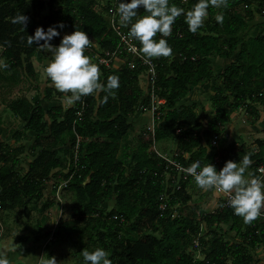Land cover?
Listing matches in <instances>:
<instances>
[{"label":"trees","instance_id":"16d2710c","mask_svg":"<svg viewBox=\"0 0 264 264\" xmlns=\"http://www.w3.org/2000/svg\"><path fill=\"white\" fill-rule=\"evenodd\" d=\"M196 2L170 0L186 11ZM26 3L27 0H0V56L9 65L0 72L2 89L18 85L22 72L32 74L31 58H40L38 45L27 44V36L31 35L27 28L12 23L18 13L29 16ZM55 3L64 8L63 14L59 20L48 15L49 26L62 21L65 28L58 29L61 35L53 39L54 45H59L63 35L80 30L94 42L92 49H85L91 62L98 64L96 56L100 52L116 50L119 40L108 24V6L97 9L99 0H48L47 4L52 8ZM138 12L146 14L143 8ZM218 12H223L222 24L215 19ZM208 13L207 22L195 33L189 31L182 14L172 25L170 36L157 33L153 37L166 39L173 49L168 57L151 58L156 69L155 95L164 103L159 106L161 115L154 124L153 135L148 128L140 132L130 153L121 146L134 131L129 119L140 108L148 109L150 102L148 92L139 82L143 68L130 70L128 65L134 60L130 56L122 55L123 63L118 68L98 64L100 79L105 84L111 75L120 78L119 88L113 90L114 95L109 96L107 103H100L106 92H101L99 98L94 94L83 97L66 110L56 106L46 112L37 97L31 101L23 97L5 102V108L24 123L23 130L15 132L12 139L27 140V131L35 135L28 149L33 160L21 179L16 168L24 146L9 150L0 142V208H20L24 199H28V204L39 201L44 183L62 174L60 185L53 189L57 191L59 186L61 201L73 192L75 203L71 216L83 224L84 230L94 229L96 248H104L112 264H226L227 258L230 264H250L247 248L255 249L264 239V208L250 223L234 214L229 205L224 207L223 200L217 211L206 213L196 205L186 211L184 208L191 198L185 186L191 180L179 179L177 189L176 172L168 169L166 162L152 150L154 144L156 149L163 141L177 140L176 153L170 159L185 167L197 160L202 166L209 162L217 170L226 161L239 162L251 153L253 175L264 177L257 172L264 166V140L257 141L258 154L232 145L216 153L212 145L214 138L223 134L219 127L229 123L235 111L244 109L255 119L258 113L254 104L264 107V25L254 37L245 39L243 35L254 13L264 19V0H227L226 6L218 9L210 6ZM135 43L140 48V42L135 39ZM213 56L229 62L228 65L220 72L213 71ZM209 91L206 101L210 103L211 118L207 129L199 133L202 125L196 113L198 102L185 101L195 92ZM51 92L45 89L46 100ZM44 117L49 119V125ZM66 142L69 148L64 154L70 157L69 161L58 153ZM129 159L132 165L126 169L125 161ZM161 195L166 196L167 203L163 211L159 210ZM112 198L114 205L104 213L100 207ZM56 202L55 196L49 197L38 210L47 212ZM179 204L184 208L175 217L171 210ZM31 210H37L36 204ZM64 216L61 212L60 218ZM42 224L45 226L47 220L38 222L36 227L45 232V238H57L63 233L80 234L82 230L75 223L59 221L56 233L51 235L49 230H42L45 228ZM202 224L208 228L230 224V230L241 243H228L216 232L204 239L200 236ZM195 240L199 244L197 248H194ZM197 255H202V259H197Z\"/></svg>","mask_w":264,"mask_h":264},{"label":"clouds","instance_id":"9594fccd","mask_svg":"<svg viewBox=\"0 0 264 264\" xmlns=\"http://www.w3.org/2000/svg\"><path fill=\"white\" fill-rule=\"evenodd\" d=\"M226 4L227 0H197L191 9L186 11L170 3V0H117L116 12L123 26L130 25L128 35L140 42L138 51L142 58L146 63H151V58L168 57L172 54L173 49L166 39L155 40L153 37L157 33H161L163 37L170 36L177 17L183 14L189 31L195 33L204 25L210 6L220 8ZM140 8H143L146 14L140 15L138 12ZM215 19L222 24L223 12H218ZM28 20L26 15L18 13L12 18V23L20 24L25 29ZM64 28L65 24L62 21L49 26L47 30L42 26L37 27L34 35L27 36V44L33 46L35 43L38 49L51 53L52 58L44 72L55 89L66 94L65 99L69 105L93 94L99 98L101 92L107 94L100 98V103H107L109 96L114 95L113 90L119 88V76H109L106 84L101 81L99 65L91 62V58L85 55V49L94 43L85 31L75 30L65 34L59 45H54L53 39L61 35L58 29ZM116 61L123 63V59L118 58L110 66L114 67ZM8 67V64L0 62V68ZM251 155L245 154L239 162L228 160L219 170L209 162L202 166L199 160L186 168L182 165L180 167L194 178L199 188L204 190L214 188L228 194V205L234 210V214L250 223L261 215V209L264 208V177L246 178L244 175L253 163ZM82 256L84 264H112L108 253L101 247L93 251L85 249ZM0 264H10L7 253L0 252ZM43 264H57V261L55 257H51L44 260Z\"/></svg>","mask_w":264,"mask_h":264},{"label":"rangeland","instance_id":"374dc122","mask_svg":"<svg viewBox=\"0 0 264 264\" xmlns=\"http://www.w3.org/2000/svg\"><path fill=\"white\" fill-rule=\"evenodd\" d=\"M48 0H27L26 6L28 9V23H27V33H30L31 35H34L35 30L37 27H43L45 30H47L49 23H48V15L54 16L57 18V20L60 19L61 15L63 14V7L55 3L52 8L48 7ZM214 7V6H213ZM215 9H218L214 7ZM254 9V8H253ZM56 11L60 12V15L56 13ZM56 13V14H55ZM205 22H207V17L205 18ZM204 22V24H205ZM264 25V19L261 18L258 14H253V20L247 22V30L244 33V38L248 39L250 37H254L255 34L258 32L260 27ZM242 36V35H239ZM38 56L40 57L37 59L36 57L31 58V63L34 68V72L30 74L28 77V74H25L24 72L21 73V76L24 77V79L20 82L22 83L21 86H23L22 91H25V89L29 87H34L36 91H34L31 95H34L35 93L39 95L38 87H41L42 94H44V90L46 89L45 86L49 83L50 79L47 78L44 68L47 66L49 61L51 60L52 56L51 53L40 50L38 51ZM213 62L211 68L213 71L216 72V70L219 72L221 69H219V66L221 67V59H219L216 56L212 57ZM0 62L5 63V59L0 56ZM114 67H118V62L116 61L114 64ZM2 68H0L1 72ZM144 85H142V83ZM139 82L141 83V86L143 87V90H146L145 87V81L139 78ZM19 83V84H20ZM44 88V90H43ZM62 93H59V96ZM193 97L199 98L203 93L195 92L193 94ZM6 94H2L3 98ZM23 97H25V94H22ZM32 97V96H30ZM196 100V99H193ZM203 99H199L198 103H201ZM4 105V104H3ZM1 99H0V107L3 106ZM206 106V104L204 103ZM5 106V105H4ZM209 106V104H208ZM254 106L257 107L259 114L264 113V108L261 104H254ZM1 109V108H0ZM209 109V108H208ZM207 109V112L203 113L208 115L209 110ZM141 108L138 110V115L133 117L132 124L134 126V131L124 140L121 142L122 148H124L127 151V153H130L132 148L137 144V137H138V129L139 127H143L142 125L145 124L144 120L147 119V116L144 115L148 109L141 110ZM2 111V110H0ZM238 113L242 119H245V122L250 123L251 118L250 116L245 112L244 109L235 111ZM147 114V113H146ZM202 115V114H200ZM0 119L2 120L1 123H3V128L5 131V137H0L2 142H5L8 139L9 131L7 127L5 126L6 121H3L4 116H0ZM11 121V118L8 119ZM254 122H259V130L258 132L262 134V139L264 140V115H262L261 119L260 117H256ZM12 123H15V128L18 127V125L21 123L19 120H14ZM146 125L142 128V131H146ZM24 140V139H23ZM28 141V142H27ZM24 142L15 143L14 141L10 140L7 142L9 145V150L14 149L18 146H24L25 151L22 155L18 157V166L16 168V171L20 175L19 178L21 179L26 174L28 164L33 160V158L30 156L28 152V147L30 146V143L32 142V138H29V140ZM30 142V143H29ZM256 140H253L251 143H247L246 145L249 147V149L254 150L256 147L255 144ZM178 142L177 140H170L168 142L163 141L161 144L156 145V150L164 155L166 154L167 157H173L177 150ZM68 142H66L65 146L59 150V155L66 161H69L70 157L68 155L64 154V151L68 149ZM258 148V147H257ZM259 149V148H258ZM258 149L256 151H258ZM219 149L216 148V153ZM264 154V152H263ZM264 157V155H263ZM262 157V158H263ZM264 159V158H263ZM130 165H132V161L126 160L125 161V168L129 169ZM250 168L249 174L252 176L254 173L253 168ZM264 169V166H263ZM264 171V170H263ZM264 173V172H263ZM55 178L51 180L50 183H44L45 188L42 192V197L37 202H31L28 204L27 200H23L22 206L20 208H15L9 210L8 208H0V252L7 253V256L10 260V264H43L44 260H47L51 257H55L57 264H84L82 251L87 249L88 251H93L96 249V244L94 243V229L89 227V230H84L83 224L78 223L75 221V219L71 216V208L75 203V198L73 192H69L66 194L65 200L61 201L60 195L58 196V189L57 191L53 188L56 187L59 182L62 181V174H56ZM250 176V177H251ZM167 179V177H166ZM214 189V188H213ZM212 189V190H213ZM200 191V190H199ZM212 194V193H210ZM55 196L57 202L55 205L50 208L47 212L38 210L49 197ZM191 200L188 202L186 207H182V205H178L174 207L172 211L173 216H177V212L180 209H186V211L190 207V203H196L198 204L199 201L203 200V194L200 192H197L190 196ZM208 200V201H207ZM219 200L217 199V196L215 198L208 197L205 202H207L205 205H201L202 208L205 210H202L204 212L210 213L213 211H217L218 207L213 203L214 201ZM221 201V200H220ZM36 204L37 210H31L32 206ZM208 204V205H207ZM112 205H114V199L112 198L106 205L100 207V209H104V213L111 210ZM64 213L65 216L60 218V214ZM28 213V216L26 215ZM42 220H47V224L44 226L42 224V227H45L42 230H49L50 234H55L57 231V225L59 221H64L71 224H76L77 227L81 228V233H63L60 235V237L55 238L54 236H49L48 238L44 237L45 232L43 233L41 230H38L36 225L38 222ZM201 234L200 236L204 239H209L208 236L211 232H216L219 235L222 236L224 241H227L228 243H241V240L238 238V236L230 230V224L229 225H223L220 227H212L208 228L204 224L201 225ZM24 239V241L20 240ZM22 241V242H21ZM247 253L251 256V263L250 264H264V239L261 240L259 245L255 249H248ZM108 255H110L108 253ZM202 255H197V259H202ZM230 258H227L226 264H230Z\"/></svg>","mask_w":264,"mask_h":264},{"label":"crops","instance_id":"0c3cea01","mask_svg":"<svg viewBox=\"0 0 264 264\" xmlns=\"http://www.w3.org/2000/svg\"><path fill=\"white\" fill-rule=\"evenodd\" d=\"M228 63L229 62H224V63L221 62V65L222 66L221 67L219 66V69L223 70L228 65ZM119 65H120V63H118V66ZM33 72H34V68H33ZM28 76L29 75H27V77ZM21 79L23 80L24 77H22ZM141 83H142V81H141ZM141 83H140V85H141ZM21 84L22 83H20V84H18L16 86H12V87H10L8 89L7 88L6 89L0 88V99H1L2 105L5 102H8L10 100H16V99H19V98H23L22 94H25L26 95L25 98L28 101H31L34 97H37L38 100L40 101V107L45 112L49 108H51V107L60 106L64 110H66V109H68V108H70V107L73 106V105H69L67 103V101L65 99L66 94L62 93L59 96V93L60 92L57 89H55V87L52 85L51 80L45 86L46 89H51L52 90V92L50 94V99L49 100H46L44 98L45 93L44 94H42V92L40 93V91L42 90L40 86L38 87V91H39V95H38V94H36L38 92H37V90L34 87H29V88L25 89V91H22L24 89H23V86H21ZM142 85H144V84L142 83ZM143 87H142V89H143ZM43 90H44V88H43ZM34 91H36V93L34 95H31ZM209 93H210V91L208 93L205 92L199 98H197V96L196 97H193V95H190L189 98L185 101L187 104H191L193 101L198 102L199 99H203V101H201V103H197V110H196V113L198 115V121L202 125L199 133H201L202 130L207 129L208 120H209V118H211V116L209 114L211 112L210 107H209L210 106V103L206 101V98L209 96ZM2 94H6V96H5L6 98H3L2 97ZM30 96H32V97H30ZM193 99H196V100H193ZM204 103L206 104V106L204 105ZM208 104H209V106H208ZM0 108H1L0 110H2V111H0V116H4L3 121H6L5 126L7 127L8 131H9V136H8V139L9 140H7L5 142H2L1 139H0V142L6 144L7 146H9L7 144V142L10 141V140L14 141L15 143H19V142L27 141V140H29V138H32V142H33V139H34V135L35 134L32 133V132H29V131H27L25 133V136L28 137L27 140H23L24 138H21L20 141L16 142L15 140L12 139V135L15 132H17V131H20L21 132L23 130L24 123L21 122L18 125V127L15 128L16 124L15 123H12V122L14 120L17 121L18 119L16 117H14L5 108L4 105L2 107H0ZM254 108L256 109V111L258 113V117H260V119H261V117H262V115H264V113H260L259 114V112H258L259 109H257L256 106H254ZM207 109L209 110L208 115L203 114V113L207 112ZM146 113L144 115L147 116V119L144 120V122H145L144 125H146L145 127L147 129L149 127L150 114L148 113V111H146ZM200 114H202V115H200ZM10 118H11V121L8 120ZM131 120H133V118L132 119H129V122L132 123L133 121H131ZM254 120L255 119H252L251 118V121L252 122L247 123V122H245V119L244 118L242 119V117H240L238 115L237 112H234L233 114H231L229 123L224 124V125H222V126L219 127L223 134L218 137V139L216 141V145L214 146V148H217V149H219L218 151H221V150L225 149L226 147L232 145V146H234L236 148H240L241 147L244 151H252L253 154H258L259 151H260V149H258L259 147L257 146V141H263V139H262V134H260L258 132L259 130H257V129H259V125H258L259 122L258 123L257 122H254L253 123ZM44 121L47 123V125H49L50 121H49V119L47 117H44ZM1 122H2V120L0 119V137H2V136L5 137V131H4V128H3L4 125ZM144 125H142V126L144 127ZM143 127H139L140 129H138V131H137L138 134L141 132V130H142ZM253 140H256V142H255L256 147H255L254 150L249 149V147L246 145L247 143H251ZM32 142L31 143L29 142L30 145L32 144ZM201 145L204 147V143H201ZM29 147L27 149H29ZM257 149H258V151H256ZM208 153H209V151L207 150L206 154H208ZM164 155H166V154H164ZM185 157L187 158V155ZM215 159H217V158H215ZM249 167H248V169L246 170V172L244 174L246 178H251L252 176H254V175L251 176L249 174V172H250V168ZM199 190L201 191V194H203V200L202 201H199L198 204H196V203H190V206L196 205L199 208H201L202 210H204V209L202 208L201 205H205L207 203V202H205V200L208 197L215 198V196H217V199L219 198V200H216L213 203L218 207L220 205V202L223 200L224 195H225V193L219 192V191H217L215 189H213V190L212 189H209V190L201 189V188H199L196 185V183H195L194 180L189 181L186 184V186H185V192L188 195H190V196H192L193 194H195L197 192H200ZM210 193H212V194H210Z\"/></svg>","mask_w":264,"mask_h":264},{"label":"built area","instance_id":"2783aa9c","mask_svg":"<svg viewBox=\"0 0 264 264\" xmlns=\"http://www.w3.org/2000/svg\"><path fill=\"white\" fill-rule=\"evenodd\" d=\"M108 6V24L117 36L119 40V44L116 48V50L112 53L108 52H100L97 54V61L99 65H103L105 67H108L109 65H112L115 59L121 58L122 55H127L132 57L134 60L129 63L128 67L130 70H135L139 68H143L142 73L140 74L139 78L145 81V87L148 92V96L150 99L149 102V108L148 113L150 114V120H149V132L153 135V127L155 122L159 121L160 112H159V106L162 105L164 102L157 98L154 91V83L156 79V69L155 64L151 60V63H146L145 60L142 58V54L138 51V46L135 43V38L128 35L130 30V25L128 27L123 26L119 21V14L116 12L117 8V0H99V5L96 6L97 9L100 7L104 8ZM91 40V39H90ZM93 45V43H92ZM92 45L91 47L92 49ZM135 49V50H134ZM80 114H78L79 116ZM217 141V137L214 138L212 145L215 146ZM152 150L157 154V156L164 160L167 164V168L171 171L176 172V188L179 189V179L182 181L188 182L189 180H194V178L190 175L185 173L181 169V163L174 161L173 159H170L166 155H162L155 149V144L152 145ZM217 162V161H216ZM183 166V165H182ZM186 168L185 166H183ZM263 167H259L257 169V172L264 174ZM168 175V174H167ZM168 177V176H167ZM60 189V188H59ZM59 189H58V196H59ZM228 194L225 193L223 201H224V207L228 206ZM159 210L163 211L167 208L166 203V196L161 195L159 197ZM198 241H194V248L198 247Z\"/></svg>","mask_w":264,"mask_h":264}]
</instances>
